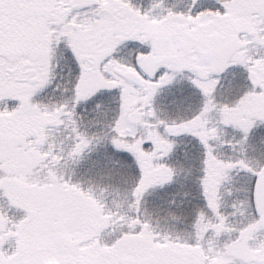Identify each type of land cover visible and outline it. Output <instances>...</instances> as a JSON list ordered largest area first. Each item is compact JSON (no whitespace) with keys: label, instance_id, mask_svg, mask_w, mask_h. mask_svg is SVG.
<instances>
[{"label":"snow or ice","instance_id":"1","mask_svg":"<svg viewBox=\"0 0 264 264\" xmlns=\"http://www.w3.org/2000/svg\"><path fill=\"white\" fill-rule=\"evenodd\" d=\"M257 128L264 0H0V264H264Z\"/></svg>","mask_w":264,"mask_h":264},{"label":"trees","instance_id":"2","mask_svg":"<svg viewBox=\"0 0 264 264\" xmlns=\"http://www.w3.org/2000/svg\"><path fill=\"white\" fill-rule=\"evenodd\" d=\"M228 135H231V133L229 132ZM262 137H264V128H262V129H260V130H258L255 133H253V134L250 135V138L252 140V143L253 144H256L257 143V145H259V147L257 148L258 150L259 149L264 150V145H262L260 143V140H261ZM259 152L261 154H264L263 151H259ZM259 152L256 151V150H252L251 152H249V154L258 157ZM177 156H178V154L175 155V156H173V160H172L173 163H176ZM69 164L71 165V168L76 167V165L74 164V162L72 160H69ZM78 174H79V170H78ZM184 175H185L184 170L182 168H180L179 166H177V168H176V184L173 185V187L170 188V189H165L164 192L175 191L177 189V186L183 180ZM81 178L83 179V177H81ZM232 185L237 186L235 183L232 184ZM109 194L111 195V191H109ZM157 194H158L157 191H152V192L146 194L145 199L147 200V205H146L147 212L151 213V215L153 217V221L156 222L157 225L159 224V225H162L163 226V224H166V226L172 230L174 226L175 227L178 226L179 221L178 220H173L170 216L166 215L165 212L158 211L156 209L155 205L157 203H159L157 201V199H156ZM159 194L162 195L163 193H159ZM112 198H113V193H112ZM117 198L119 199V197H117ZM176 199H180L179 194H177ZM223 199H224V201L226 203L227 202H230V200L227 199L224 196H223ZM225 211L226 212H231L230 211V208H225Z\"/></svg>","mask_w":264,"mask_h":264},{"label":"rangeland","instance_id":"3","mask_svg":"<svg viewBox=\"0 0 264 264\" xmlns=\"http://www.w3.org/2000/svg\"><path fill=\"white\" fill-rule=\"evenodd\" d=\"M260 129H262V128L253 129L252 132H251V134L255 133L256 131H258V130H260ZM251 134H250V135H251ZM182 146H183V145H178V149H179V147H182ZM258 147H259V145H257V143H256V144H253V143H252V140H251V138H250V136H249V148H248V151L251 152L252 150H256V151H258V152H259V151H263V152H264V150H261V149L258 150V149H257ZM255 153H256V152H255ZM177 154H178V152H177L176 154H174V156L177 155ZM261 155H262V154L259 152L258 157L261 156ZM67 167H68V168H71V165L69 164V160H68V162H67ZM233 182H234V181H232V180H228V181H226L224 187L229 188V189H232L233 197H234V198H237V197L242 196V193H238V192L236 191L237 186L232 185V184H234ZM234 186H235V187H234ZM101 195H103L104 198L107 199V200L109 201V203H112V200H113V198H112V192H111V195L109 194V192L104 193V194H101ZM223 196L230 200V198H228L227 195H226L225 193H223V189H222V197H223ZM117 199H118V198H117ZM119 199H121V200L123 199V193L121 194V196L119 197ZM230 211H232V209H230ZM240 218H241V217H240L239 214H237L235 217H233L234 220H239ZM153 222H154V221H153ZM154 223H156V222H154ZM157 226H158L161 230H163V229H165V228L171 230L170 228H168V227L166 226V224H163V226L158 224ZM182 227H186V225L181 224L180 221H179L178 226H177L176 228H182ZM187 234H188L187 232L182 233V235H187Z\"/></svg>","mask_w":264,"mask_h":264}]
</instances>
